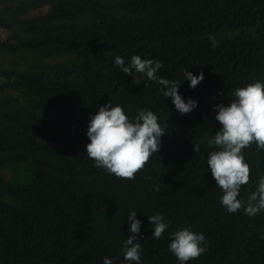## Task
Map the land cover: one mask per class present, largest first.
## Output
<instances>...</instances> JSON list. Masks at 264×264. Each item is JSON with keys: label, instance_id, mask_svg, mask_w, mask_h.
I'll return each mask as SVG.
<instances>
[{"label": "trees", "instance_id": "obj_1", "mask_svg": "<svg viewBox=\"0 0 264 264\" xmlns=\"http://www.w3.org/2000/svg\"><path fill=\"white\" fill-rule=\"evenodd\" d=\"M0 10L9 14L3 28L37 33L0 38V60L94 50L92 59L46 62L40 74L0 71L8 78L0 121L16 128L0 131V264H103L105 257L135 264L121 251L131 211L141 221L140 264H179L168 244L185 227L208 242L187 264H264V211L229 213L207 167L218 150L207 141L221 127L212 105L227 104L238 87L264 84V0H0ZM132 55L161 61L158 75L181 81L179 94L197 107L181 114L157 82L141 76L134 84L114 65L116 56L127 64ZM185 68L203 72L195 88ZM110 101L130 120L147 109L167 124L159 151L132 180L96 167L84 152L90 114ZM243 155L251 173L238 198L246 201L264 177V150L252 144ZM158 213L168 225L160 239L148 220Z\"/></svg>", "mask_w": 264, "mask_h": 264}, {"label": "clouds", "instance_id": "obj_2", "mask_svg": "<svg viewBox=\"0 0 264 264\" xmlns=\"http://www.w3.org/2000/svg\"><path fill=\"white\" fill-rule=\"evenodd\" d=\"M209 39L213 46L218 45L214 36H209ZM114 65L119 67L120 72L132 76L136 85L141 83V76L157 82L161 86L162 96L170 97L179 113L188 114L197 107V101L191 98L185 101L179 94L181 81L158 75L163 68L161 61L132 55L126 64L121 56H116ZM181 72L183 79L189 81L190 88H195L204 79L202 71L194 75L185 68ZM133 73L139 75L134 76ZM6 81L8 78L1 74L0 100ZM232 96L227 104L212 105L215 120L221 127L207 141L209 146L214 145L218 149L209 152L207 167L215 180V186L223 193L220 197L221 205L229 213L243 209L245 214L254 216L264 211V177L260 178L255 191L248 195L246 201L238 197L242 186L250 181L251 169L244 158V149L255 144L264 150V84L259 81L248 83L236 88ZM165 126L161 125L157 115L147 109L139 110L135 119L130 120L121 106H114L110 101L99 106L95 114H90L86 132L89 142L84 152L96 167L118 178L132 180L138 172L143 171L153 154L159 151L161 137L167 132ZM198 147H194V152ZM156 190H159L158 186ZM127 215L131 235L123 241L121 251L125 261L140 264L142 246L137 241L140 239L138 234L141 221L136 219V211ZM148 220L153 225L152 236L160 239L168 227L163 214L148 216ZM170 235L168 249L179 264L198 259L207 250L208 242L203 233L185 227ZM103 264H113V260L105 257Z\"/></svg>", "mask_w": 264, "mask_h": 264}, {"label": "rangeland", "instance_id": "obj_3", "mask_svg": "<svg viewBox=\"0 0 264 264\" xmlns=\"http://www.w3.org/2000/svg\"><path fill=\"white\" fill-rule=\"evenodd\" d=\"M105 4H112L116 0H100ZM9 14L3 10H0V18L7 17ZM37 33H29L27 30L17 27L10 26L3 28L0 26V38L6 39L7 37H21V38H32ZM94 50L92 48L85 49H75L69 52H59L54 57L47 59L41 56L33 55L30 59L23 61V59L12 58L2 55L0 60V71L5 69H14L30 74H40L42 69L41 66L46 62L60 63L67 62L71 63L75 59H92ZM0 131H5L9 134H12L16 131V128L13 124L0 121Z\"/></svg>", "mask_w": 264, "mask_h": 264}]
</instances>
